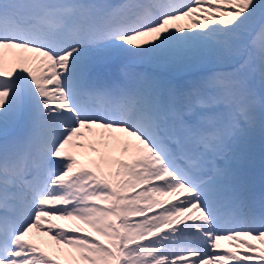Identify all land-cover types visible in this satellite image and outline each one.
<instances>
[{"label":"snow or ice","instance_id":"6c2138e0","mask_svg":"<svg viewBox=\"0 0 264 264\" xmlns=\"http://www.w3.org/2000/svg\"><path fill=\"white\" fill-rule=\"evenodd\" d=\"M242 47L264 74V0H0V264H264V195L209 159L236 116L255 127L246 80L214 73L181 94L92 67Z\"/></svg>","mask_w":264,"mask_h":264},{"label":"rangeland","instance_id":"374dc122","mask_svg":"<svg viewBox=\"0 0 264 264\" xmlns=\"http://www.w3.org/2000/svg\"><path fill=\"white\" fill-rule=\"evenodd\" d=\"M107 2V0H106ZM177 23L180 24H185L186 22L181 20L178 21ZM187 30V29H186ZM203 56V55H202ZM118 57V56H117ZM114 59H109L110 61H107L105 63H100L97 61H94L92 67H96L99 68V70L101 69H113V72H110V70L108 72H103L102 74V78H101V82L102 83H107V84H113V83H117L119 85L122 86H127V87H142V88H146L148 89V86H150V82L152 83V79H153V75L152 73H148L144 68L139 69L138 64L136 63V60L134 59V57H132L131 54L126 53L118 58L116 57H112ZM131 61H133L132 63H129ZM128 62V63H127ZM185 61H176V62H172V61H165V63L167 65H165L164 63H161V65L169 68L172 72L174 73H178L181 72L183 70L188 69V67H186L184 64ZM201 62H203V64L207 63V59H201ZM160 64V63H159ZM194 74H186L177 80V84L179 85V89L181 91V94L188 92L191 87L196 84V82L194 81L193 78ZM253 79V77H252ZM250 81V80H249ZM178 89V86H177ZM176 89V90H177ZM257 113L258 115L256 117H260L262 115V110L261 109H257ZM249 135H255V128L252 129L249 133H247ZM262 136V134L260 133V137ZM246 143H249L248 140H245ZM249 148L252 149L253 148V144L250 142L249 143ZM236 152H238V150L236 149V145H231L228 148H225V150L219 154V162L221 165H223V167L225 165H228L229 162H232L236 159V165L238 162V157L236 158ZM241 161V160H240ZM253 191L256 194H260V193H264V171L258 176V178H255V180H253ZM161 199H169L168 197H161ZM55 223H59L60 221H55ZM47 223L45 222V227H47ZM35 231V230H34ZM44 240V241H48L51 244V247H46L45 245H41L42 247H45L46 251H49L50 253L54 252V249L56 248L55 242L51 240L50 235H43L42 237H39L37 239V242L39 243L40 240ZM253 243H257L256 241H253ZM229 242L225 241L222 242V245L224 247H228ZM234 264V262H233Z\"/></svg>","mask_w":264,"mask_h":264},{"label":"trees","instance_id":"16d2710c","mask_svg":"<svg viewBox=\"0 0 264 264\" xmlns=\"http://www.w3.org/2000/svg\"><path fill=\"white\" fill-rule=\"evenodd\" d=\"M124 2V1H123ZM214 57H215V55H214ZM216 57H220L221 59L223 58V57H225V56H221V55H219L218 54V56H216ZM214 59H216V58H214ZM216 67V66H215Z\"/></svg>","mask_w":264,"mask_h":264}]
</instances>
